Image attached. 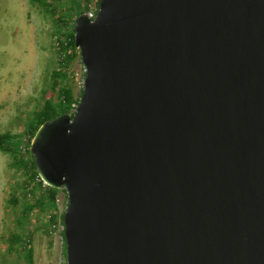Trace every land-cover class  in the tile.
Instances as JSON below:
<instances>
[{
  "label": "water",
  "instance_id": "95a60500",
  "mask_svg": "<svg viewBox=\"0 0 264 264\" xmlns=\"http://www.w3.org/2000/svg\"><path fill=\"white\" fill-rule=\"evenodd\" d=\"M76 113L30 152L66 264H264V0H99Z\"/></svg>",
  "mask_w": 264,
  "mask_h": 264
},
{
  "label": "rangeland",
  "instance_id": "374dc122",
  "mask_svg": "<svg viewBox=\"0 0 264 264\" xmlns=\"http://www.w3.org/2000/svg\"><path fill=\"white\" fill-rule=\"evenodd\" d=\"M62 8L68 11V5ZM56 30L52 17L28 0H0V134L20 135L22 156L27 160V127L45 100L56 101L50 91V77L57 68ZM81 67L80 58L75 59L72 68ZM71 85L77 96L75 82ZM11 163L9 155L0 153V264H66L60 217L68 208L67 191L59 194L55 223H50L48 214L36 211L21 230L18 218L26 200L22 185L29 182L30 174L23 167L12 168ZM16 234L28 247L22 242L11 244ZM28 251H32V260Z\"/></svg>",
  "mask_w": 264,
  "mask_h": 264
},
{
  "label": "trees",
  "instance_id": "16d2710c",
  "mask_svg": "<svg viewBox=\"0 0 264 264\" xmlns=\"http://www.w3.org/2000/svg\"><path fill=\"white\" fill-rule=\"evenodd\" d=\"M31 5L40 8L46 15H50L54 21L57 30L54 34L59 42V49L56 47L57 54V68L51 74L50 91L56 96L54 99H47L40 111H37L30 121L26 134L28 135V149L25 151L30 159H25L22 156L24 149L22 137L11 133L0 134V153L9 155L12 158L11 167H23L30 175L29 182L22 185V190L25 195V202L23 204L21 215L18 218L20 229L23 230L31 215L36 211L46 213L50 216V223L53 224L58 219V206L56 200L61 190L53 188L43 189L42 183L37 182L39 175L34 162V158L30 152L31 141L36 135L39 128L45 123L55 119L63 114L71 112L72 105L77 102L74 92L73 82L69 75V69L77 57V48L75 45V33L73 26L76 17L87 13L91 0H28ZM63 5H68V11H64ZM58 6L61 9H58ZM99 7V0H97ZM64 11V12H63ZM70 50L73 51L70 54ZM66 57L63 59L62 55ZM83 95V92H82ZM14 204L17 200L13 201ZM64 213L61 214V221L64 226ZM65 227V226H64ZM63 239L65 245V252L67 256V246L65 240V230L63 231ZM14 245L18 242H23L21 235H14L11 240ZM30 243V241H29ZM28 247V242L24 243ZM28 258L32 260V251H28Z\"/></svg>",
  "mask_w": 264,
  "mask_h": 264
},
{
  "label": "built area",
  "instance_id": "2783aa9c",
  "mask_svg": "<svg viewBox=\"0 0 264 264\" xmlns=\"http://www.w3.org/2000/svg\"><path fill=\"white\" fill-rule=\"evenodd\" d=\"M99 12V7L97 6V0H91L90 4H89V10L87 11V16L89 17V19L91 21H94L97 17V14ZM58 38V37H57ZM57 38H55V46L57 47V49H59L60 45H59V42L57 40ZM77 48V47H76ZM77 58H80L81 62H82V58H81V51L77 48ZM73 51L70 50V54H72ZM66 57L65 54L62 55V58L64 59ZM75 62V60H74ZM73 62V64H74ZM73 64L72 66L70 67L69 69V75L71 76L72 80L75 82L78 90H79V93L78 95L76 96L77 98V102H75L73 105H72V108H71V112L69 114H71L72 116L76 113L78 107H79V104L81 102V99H82V92H84V88H85V78H86V74H87V70L85 68V66L83 65L82 63V67L81 69H76L74 70L72 67H73ZM37 182L39 183H42V187L43 189H47V188H50L48 185H46L42 180L41 178L39 177V179H37ZM59 196L56 200V204L58 205L59 204ZM65 230V227L63 226V231Z\"/></svg>",
  "mask_w": 264,
  "mask_h": 264
}]
</instances>
